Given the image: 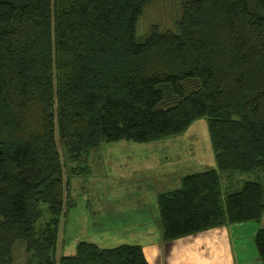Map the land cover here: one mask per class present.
Wrapping results in <instances>:
<instances>
[{
  "label": "trees",
  "instance_id": "obj_1",
  "mask_svg": "<svg viewBox=\"0 0 264 264\" xmlns=\"http://www.w3.org/2000/svg\"><path fill=\"white\" fill-rule=\"evenodd\" d=\"M153 1L0 0V264L17 241L25 264H149L140 245L81 240L59 255L71 178L102 142L179 135L201 117L215 168L157 195L163 241L261 221L264 0H183L173 28L140 40ZM254 243L264 263V226Z\"/></svg>",
  "mask_w": 264,
  "mask_h": 264
},
{
  "label": "crops",
  "instance_id": "obj_2",
  "mask_svg": "<svg viewBox=\"0 0 264 264\" xmlns=\"http://www.w3.org/2000/svg\"><path fill=\"white\" fill-rule=\"evenodd\" d=\"M169 139L156 140L161 146L159 149H147L131 145L130 141L118 140L124 141L120 150L121 164L113 165L114 171L105 175V183L108 187L119 185L131 186L133 190L138 188L144 195L154 197L157 206V195L177 188L182 176L215 168V160L211 156L206 162L191 164L188 160L191 153L183 151L178 154L175 153L177 149L172 152L162 144ZM156 151H162L165 155L156 154ZM144 152H149L151 158H144ZM86 159L89 161L88 157ZM139 160L151 163V175L138 169L140 164L136 163ZM201 163L204 165L199 166ZM143 167L148 169L147 164ZM82 188L78 187V193L73 197L71 183L73 205L62 219L59 255H73L77 243L84 240L101 248L140 245L149 264H262L253 245L259 227L247 224L253 221L213 227L164 242L158 207L154 212L151 211L146 200L129 192L117 199L115 203L118 204L114 203L113 206L111 202L114 200L107 199L103 209H95L89 195L80 194ZM261 221H264V214ZM63 235L67 238L63 239Z\"/></svg>",
  "mask_w": 264,
  "mask_h": 264
},
{
  "label": "rangeland",
  "instance_id": "obj_3",
  "mask_svg": "<svg viewBox=\"0 0 264 264\" xmlns=\"http://www.w3.org/2000/svg\"><path fill=\"white\" fill-rule=\"evenodd\" d=\"M183 0H155L147 5L142 14L138 19V23L136 26L137 37L142 40L149 33L151 27L154 24H159L162 29L164 28H173L175 20L178 18L180 13V6ZM168 141H166L164 146L169 148L172 152L174 149H177L175 153L181 154L183 151L191 153V158H189V162L191 164L196 163L198 161L206 162L211 158L214 160V155L212 146L209 139L208 133V124L206 117H201L194 120L184 131V133L179 135L169 136ZM165 139V138H164ZM160 140V139H156ZM152 140L147 142H130L131 145L143 146L144 148L150 149L152 147H156L159 149L161 146L159 145V141ZM156 141V142H154ZM124 141H115V142H102L96 148L90 150L87 154L86 158H89V161H81L79 165H81L80 169H83L80 173L77 171V176H74L71 179L72 183V196L78 193V187L82 186L83 188L80 190V194L89 195L91 200L90 203L95 206V209L101 207L104 208V205H107V199H113L111 205L114 206V203L120 197L129 194V192L133 194H138V196L142 197L147 201V206L151 211L154 212L156 209V199L147 195H144V192L138 188L132 189L131 186H119L112 185L108 187L105 183V175H110L114 171L113 165L118 166L121 164L120 150L121 144ZM163 154L162 151H156V154ZM63 156L65 154L61 152ZM165 155V154H163ZM144 158H151L149 152L146 154L144 152ZM173 158V155L171 156ZM86 164L89 166L86 168ZM136 164H140L138 169H140L143 173L151 175L152 167L150 166V162H144L139 160ZM147 164L148 169L145 170L143 165ZM194 165V164H193ZM204 165V163L199 164V166ZM79 169V170H80ZM118 169V168H117ZM157 170L159 168H156ZM134 173V172H133ZM237 176H241L242 178H250L252 176L249 175H241L240 173H236ZM241 181V180H240ZM151 195L150 193H146ZM71 198V197H70ZM76 197L75 199H77ZM80 199V196H79ZM118 204V203H115ZM248 225H252V227H261L264 226V221L260 222H249ZM63 239H66V235L62 236ZM61 241V235L59 232V243ZM254 248L256 250L255 243L253 241ZM59 253V247H58ZM13 258L14 264H25V252H24V244L21 241H17L13 246ZM264 264V263H262Z\"/></svg>",
  "mask_w": 264,
  "mask_h": 264
}]
</instances>
